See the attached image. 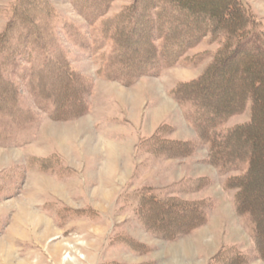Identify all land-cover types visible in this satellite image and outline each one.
I'll use <instances>...</instances> for the list:
<instances>
[{"label": "rangeland", "instance_id": "obj_1", "mask_svg": "<svg viewBox=\"0 0 264 264\" xmlns=\"http://www.w3.org/2000/svg\"><path fill=\"white\" fill-rule=\"evenodd\" d=\"M134 1L112 0L89 24L71 0H0V44L17 2L21 12L9 39L19 42V53H0L3 77L16 90L15 100L0 107V264H264L249 214L236 211L240 189L228 184L245 173L247 161L227 171L214 164L211 142L193 125L194 106L178 100L183 84L198 80L217 57H232L237 40L207 33L155 75L129 85L109 80L104 72L112 32L102 34V24L110 29L114 24L107 23ZM243 1L264 35V0ZM24 29L43 32L48 51L60 53L80 77L82 114L52 119L36 104L30 89L39 49L19 41ZM241 58L236 55L219 78H210L205 93L221 90L207 103L214 106L243 90L235 83L238 74H229ZM250 119L247 96L242 110L214 133L224 135ZM251 195L264 241V186L255 184ZM166 199L191 213L188 232L156 222V202Z\"/></svg>", "mask_w": 264, "mask_h": 264}, {"label": "trees", "instance_id": "obj_2", "mask_svg": "<svg viewBox=\"0 0 264 264\" xmlns=\"http://www.w3.org/2000/svg\"><path fill=\"white\" fill-rule=\"evenodd\" d=\"M111 1L71 0V3L92 24L107 12ZM19 14L21 12L17 2L13 19L5 28L0 53L3 48L19 53V49L14 51V47H19V42L9 43L16 29L17 24H14L21 19ZM253 18L254 15L243 0H215L214 3L205 0H135L128 10L122 11L115 20L107 23L114 24L110 29L104 22L101 32H112V46L106 55L108 66H105V77L125 85L141 75H155L163 68L174 65L187 49L196 45L207 33L216 38L223 32L226 41L236 38L233 50L228 54L232 57H217L198 80L183 84L179 89L183 96L178 100L184 98L194 106L193 125L203 140L211 142L210 156L214 164L227 171L234 162L247 161L245 173L230 177L228 184L240 189L236 211L249 214L252 239L259 257L264 261V241L261 240L260 228L262 222L251 206L254 185L264 186V35L256 29ZM32 22L35 25L36 22ZM19 27L22 28L20 24ZM43 34L34 30L32 35L27 29L25 35L19 36V41L26 40L28 46L39 49L36 57L40 58L32 74L34 80L31 81L30 89L34 101L52 119L64 120L82 114L86 108L84 83L58 58L60 53L48 51L44 42H41V35L45 37ZM5 44L9 46L5 47ZM236 55L242 57L240 64L232 66L229 74H238L235 83L239 87L241 85L243 90L235 97H226L216 101L214 106L210 105L207 96L221 90L217 88L211 95L210 92L205 93L210 78L214 75L219 78L222 66ZM255 65L259 66V72H256ZM2 66L0 59V107L13 102L16 96L14 86L3 77ZM250 72L253 74L250 75ZM234 87L230 85L231 90H235ZM247 96L251 98L250 121L232 128L224 135L214 133L230 114L242 110ZM44 100L50 101L49 107L42 105ZM197 109L199 112L196 113ZM156 203L159 208L155 210V220L160 221L162 229L185 233L193 227L191 213L180 210L167 199L157 200ZM162 214H165V220L161 219Z\"/></svg>", "mask_w": 264, "mask_h": 264}]
</instances>
